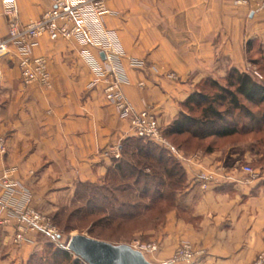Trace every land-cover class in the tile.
Here are the masks:
<instances>
[{
  "label": "crops",
  "instance_id": "crops-1",
  "mask_svg": "<svg viewBox=\"0 0 264 264\" xmlns=\"http://www.w3.org/2000/svg\"><path fill=\"white\" fill-rule=\"evenodd\" d=\"M16 2L21 21L50 5V0ZM107 3L113 11L110 27L125 49V94L136 108L145 98L164 130L186 110L183 102L203 78L220 80L233 66L250 70L246 41L264 43V10L253 12L233 0ZM0 31L7 36L1 15ZM33 53L47 58L51 87L21 81L14 48L0 57V134L7 144L3 161L15 166V177L31 189L34 206L53 216L74 199L78 185L103 181L114 163L112 149L134 135L101 86H90L93 75L76 41L42 36ZM134 58L143 64H131ZM152 63L162 68L154 70ZM140 81L145 85L138 86ZM168 149L187 172L186 190L197 195L193 219L176 208L167 210L160 224L143 231L157 244L146 257L165 264L180 242L201 240V255L174 264H264V186L259 178L244 180L214 151L176 143ZM202 173L206 181H201ZM31 238L14 245L11 229L0 225V264H26L46 237L37 233Z\"/></svg>",
  "mask_w": 264,
  "mask_h": 264
},
{
  "label": "built area",
  "instance_id": "built-area-1",
  "mask_svg": "<svg viewBox=\"0 0 264 264\" xmlns=\"http://www.w3.org/2000/svg\"><path fill=\"white\" fill-rule=\"evenodd\" d=\"M233 2L253 12L264 10V0ZM0 6V15L8 25L7 36L0 31V57L14 48L20 79L24 84L52 86L47 58L33 53L40 37L74 40L79 44V54L93 75L90 86H101L106 99L117 108L121 117L129 120L133 135L161 146H172L148 101L141 97L140 107L136 108L125 94L123 86L129 81L121 62L125 49L117 32L110 27L108 17L113 11L107 0H50L47 9L27 21L20 20L16 0H0ZM130 62L133 65L143 64L141 59L136 58ZM150 68L158 70L162 65L152 63ZM252 72L256 79H263L257 69ZM144 85L145 81L138 82V86ZM6 152V138L0 134V225L11 229L12 243L17 246L32 241L33 234L42 233L49 238L59 235L53 216L34 206L31 189L15 177V166H5L3 160ZM112 153L115 157L120 156L119 147L113 148ZM253 170L250 164L245 163L241 167L245 173H252ZM201 176V181H206L208 176L205 173ZM201 184L203 187L206 185L205 182ZM135 241L136 248L142 252L157 248L155 242ZM204 250L201 240L182 241L165 264L191 262Z\"/></svg>",
  "mask_w": 264,
  "mask_h": 264
},
{
  "label": "trees",
  "instance_id": "trees-1",
  "mask_svg": "<svg viewBox=\"0 0 264 264\" xmlns=\"http://www.w3.org/2000/svg\"><path fill=\"white\" fill-rule=\"evenodd\" d=\"M257 41L256 38L246 41L248 54L253 51ZM254 63L264 69V64L257 61ZM198 88L183 102L186 110H182L172 123L165 130L163 129L171 144L176 143L190 149L185 144L188 139L202 141L215 133L212 131L217 124L215 117L202 108L203 104H208L207 107L212 109L216 106L222 107L228 113L245 112L248 105L260 107L264 104V81L256 79L253 73L251 74V70H241L235 66L228 69L220 80L213 77L203 78ZM196 108L201 110L198 111ZM262 118L264 119V109ZM168 148L135 135L124 140L120 145V156H114V163L108 169L105 180L109 176L110 179H114V176L118 175L123 179H132V183L138 185L136 198L120 202V195L115 194L114 191L122 192L125 188L114 191L111 189L110 194L103 195V199L107 202L92 206L91 201L94 197L88 196L87 202L78 207L81 213L88 217L93 215L106 217L108 224L114 226H121L122 223L139 218H143L144 222L153 217L155 222L151 225L157 226L163 221L166 211L171 208H176L181 213H189V206L179 198L180 191L188 186L187 172L180 159ZM85 183L95 188V182ZM102 188L109 190L106 187ZM76 196L77 191L72 201ZM193 198L197 197L193 196ZM157 207L160 208L159 211L152 213V209ZM51 253L55 258L60 256L69 260L74 257V262L82 261L66 248H54ZM33 255L35 253L31 256Z\"/></svg>",
  "mask_w": 264,
  "mask_h": 264
},
{
  "label": "rangeland",
  "instance_id": "rangeland-1",
  "mask_svg": "<svg viewBox=\"0 0 264 264\" xmlns=\"http://www.w3.org/2000/svg\"><path fill=\"white\" fill-rule=\"evenodd\" d=\"M248 59L251 61V65H249L251 74L253 69H257L263 75L261 81H264V69L260 68L261 65L254 63L257 61L260 64H264V43L257 41L254 44L253 51L248 54ZM207 105L203 104L202 108L215 117L217 124L216 128L212 129L215 133L202 141L188 139L185 144L192 149L201 147L205 151L211 150L207 152L214 151L219 159L226 162L227 167L234 168V172H237L244 180L259 178L258 184L264 186V119L262 118L264 104L260 107L248 105V109L245 112L234 111L233 113H228L222 107L216 106L215 109H212L207 107ZM196 109L198 111L201 110V108ZM245 163L253 167L252 173L241 171V167ZM109 177L106 180L95 182V188L87 186L85 182L78 185L76 199L59 209L55 214L57 216L54 215L59 235L52 238L45 235L46 238L40 247L34 251L35 255L30 256L26 264H88L83 260L74 262V257L65 260L60 256L58 258L52 256V250L58 247L66 248L69 237L75 233H84L116 243H130L135 247H137L135 240L148 241L143 231L149 227L156 226L151 225L155 222L154 217L144 222L142 221L143 218H139L138 220L122 223L121 226H114L113 224H108L106 217L101 218L100 215L88 217L81 213V209L78 207L87 202L88 196L94 197L91 201L92 206L107 202L103 199V195L110 194L111 189L114 191L125 188L122 192L114 191L115 194L120 195V202L129 198H136L138 185L133 184L132 179H123L119 175L114 176V179ZM102 187L109 188V190ZM186 189L184 187L180 191L179 198L189 206L190 212L181 213L177 211L182 216L192 220L191 211L196 200L193 196L197 195L196 193L188 192ZM159 209L158 207L152 209V213H157ZM143 252L145 256H148V250H143ZM74 256L76 255L74 254ZM37 260L38 262L36 263Z\"/></svg>",
  "mask_w": 264,
  "mask_h": 264
},
{
  "label": "water",
  "instance_id": "water-1",
  "mask_svg": "<svg viewBox=\"0 0 264 264\" xmlns=\"http://www.w3.org/2000/svg\"><path fill=\"white\" fill-rule=\"evenodd\" d=\"M66 248L88 264H155L130 243H116L84 233L72 234Z\"/></svg>",
  "mask_w": 264,
  "mask_h": 264
}]
</instances>
